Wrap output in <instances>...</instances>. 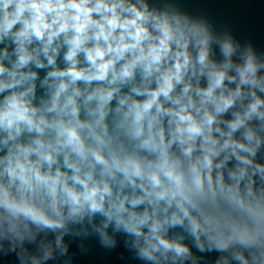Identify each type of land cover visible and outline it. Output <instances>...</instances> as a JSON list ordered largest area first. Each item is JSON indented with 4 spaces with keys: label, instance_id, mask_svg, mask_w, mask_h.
<instances>
[{
    "label": "clouds",
    "instance_id": "clouds-1",
    "mask_svg": "<svg viewBox=\"0 0 264 264\" xmlns=\"http://www.w3.org/2000/svg\"><path fill=\"white\" fill-rule=\"evenodd\" d=\"M0 45V252L119 234L144 264H264L252 45L150 0H0Z\"/></svg>",
    "mask_w": 264,
    "mask_h": 264
},
{
    "label": "water",
    "instance_id": "water-1",
    "mask_svg": "<svg viewBox=\"0 0 264 264\" xmlns=\"http://www.w3.org/2000/svg\"><path fill=\"white\" fill-rule=\"evenodd\" d=\"M150 3L154 7L169 3L193 17L206 19L217 33L228 31L241 45L250 44L258 54L264 55V0H150ZM216 55L219 57L218 49ZM259 158L264 162V153ZM116 239L115 248L105 249L95 235L87 238L66 236L67 256H57L47 264H64L69 257L71 264H144L125 246L123 235L118 234ZM28 247L35 250L34 245ZM193 253L202 258L200 264H214L220 255L199 253L194 248ZM0 264H19L16 253L4 255L0 252Z\"/></svg>",
    "mask_w": 264,
    "mask_h": 264
}]
</instances>
